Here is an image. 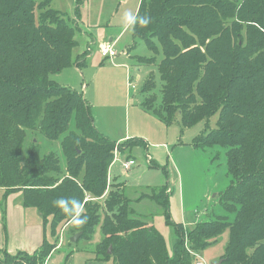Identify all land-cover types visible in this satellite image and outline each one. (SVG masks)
<instances>
[{"label": "trees", "instance_id": "1", "mask_svg": "<svg viewBox=\"0 0 264 264\" xmlns=\"http://www.w3.org/2000/svg\"><path fill=\"white\" fill-rule=\"evenodd\" d=\"M37 1L0 0V188L23 190L25 205L49 220L53 236L71 221L54 206V198L80 200L87 217V223L78 226L80 241H91L101 217L99 203L93 205L91 199L102 198L111 187L108 172L122 143L99 132L83 93L51 79L74 65L80 33L52 8L53 0L40 2L51 11L37 27L31 9ZM136 16L151 17L147 27L131 28L153 56H133L131 48L127 56L139 68H157L161 82L159 89L151 71L141 90L148 95L143 108L167 127L180 117L185 129L218 114L216 128L206 129L191 145L225 150L232 184L221 195L222 211L215 219H206L189 232L176 224L172 257L163 235L130 216L123 192L111 191L104 201L109 210L97 258L113 259L115 264H190L195 251L215 244L228 229L223 264H264V0H141ZM73 119L76 130L68 128ZM27 129L40 131L50 142L60 141L69 176L59 178L63 173L59 155L42 156L38 144L22 162ZM134 145L145 142L127 143L129 150ZM153 191L148 198L169 217L166 189ZM45 194L51 195L48 201L38 202ZM135 227L139 235L130 231ZM147 241V250H138ZM247 248L255 249L249 255ZM50 250L52 243L46 239L34 254L0 251V264H44Z\"/></svg>", "mask_w": 264, "mask_h": 264}, {"label": "rangeland", "instance_id": "2", "mask_svg": "<svg viewBox=\"0 0 264 264\" xmlns=\"http://www.w3.org/2000/svg\"><path fill=\"white\" fill-rule=\"evenodd\" d=\"M41 1L39 0L31 6L37 27L51 11L49 7L41 5ZM139 1L53 0L52 8L63 14L69 24L78 27L79 33L81 31L83 35L80 33L77 36L78 45L73 51V53L80 51L82 55L76 58L71 67L52 74L51 79L61 86H67L83 93L86 101L91 105L93 120L99 132L104 137L122 143L121 146L119 145L120 150L116 151L114 167L110 173L112 163L108 172L109 183L113 181L114 174L118 176L117 181L122 183L116 182L118 183L116 184L117 189L109 187L102 198L91 199L93 205L99 203L101 207V225L99 223L100 226L98 225L95 231L92 243L95 245L102 235L101 226L104 224L106 213L109 210L104 201L109 198L111 191L119 190L123 192L125 199L129 202L130 216L133 215L140 219L147 227L153 226L157 229L165 238L167 253L169 257H172L177 239L176 224H183L185 230L189 232L198 223L206 219L213 220L221 214V195L232 184V177L228 173L225 150L220 148L194 149L191 145L193 139L206 129L216 128L218 114L210 120L202 121L192 128L185 129L180 123V117H177V121L173 125L167 127L158 116L150 114L143 108L142 103L148 95H142L141 90L150 77L151 71H154L153 75H155L159 89L161 82L157 68H147V66L139 68L135 66L132 59L126 56L130 48L133 56L147 58L153 56L142 38H134L131 27L125 29L124 16L128 12L136 15ZM103 21L105 22L102 23ZM110 35L114 37V40L118 39L112 43L117 56L113 59H105L99 52V48L102 46L100 43L108 41ZM93 40L96 41L95 44ZM90 44L91 46H89ZM84 53L88 55L93 53L86 63H83ZM161 59L160 53L157 63ZM78 61L81 62L77 64ZM45 106L43 107L45 108ZM68 128L76 130L74 119ZM25 132V142L20 155L22 162H26L30 147L33 144H38L42 156L49 152L59 155L63 170L59 178L69 176L66 172L67 157L60 141L50 142L38 130L27 129ZM64 136H67V133ZM142 140L145 142V146L134 145L131 150L128 149V142L134 143ZM78 143L80 146H86L85 141L78 140ZM118 154L121 155V158ZM130 160L135 162L133 167L131 166L130 170L123 174H116L122 169L124 170V165ZM111 184L114 185V183ZM162 188H165L169 195V217L165 215L163 208L148 198L154 192L153 189L158 191ZM0 189L5 191L4 197L9 194L21 193L20 198L25 205L23 190L8 192L7 189ZM49 197H51L50 194H45L37 201L47 202ZM54 199L56 200V198ZM87 201L90 200H85V202ZM85 214L87 213L85 212ZM222 214L224 215V213ZM234 219L235 214L231 216L230 221ZM61 227L62 229L57 232L55 238L60 241V244L65 242L73 246L71 238L81 233L78 232V226L67 221ZM47 230L50 238L49 225L46 232ZM130 231H134L138 235L140 233L139 228L136 227ZM229 238L230 231L227 229L215 244L209 245L200 253L195 251L190 264L220 262L223 264L222 256L230 242ZM50 239L53 240V238ZM81 243L86 244L84 241ZM148 245L147 241L137 247H139L138 250L143 251L144 248L147 250ZM185 246L190 245L186 244ZM155 249L158 248L155 247ZM254 249L247 248V252ZM51 251L47 258L50 257ZM250 254L251 252H249Z\"/></svg>", "mask_w": 264, "mask_h": 264}, {"label": "crops", "instance_id": "3", "mask_svg": "<svg viewBox=\"0 0 264 264\" xmlns=\"http://www.w3.org/2000/svg\"><path fill=\"white\" fill-rule=\"evenodd\" d=\"M104 22L105 21H103L102 23ZM81 35H83V33H81ZM109 37L110 39L108 41H101L100 46L105 43H109L113 46L112 43L118 40H114V37L112 35H110ZM93 43L95 44L96 41L93 40ZM89 46H91V44ZM81 55L82 54L80 53V51L73 53V61H75L76 58L80 57ZM85 55L87 56V58H85L84 60L86 63L88 58L92 57L93 53H91L90 55L84 53V56ZM79 63L80 62L78 61L77 64ZM77 64H75L76 67ZM118 156L121 158V155L118 154ZM114 164L115 163H113L110 168V173L114 167ZM124 172L126 171L122 169L116 174H123ZM117 180L118 176L114 174L113 181H110V183H114V185L111 184V188L118 184L116 182L122 183L121 181ZM4 192L5 191L0 189V251H6L11 255H15L19 252L34 254L40 249L44 241L46 239H49V241L52 243V251L50 257L47 258V260L45 259L44 264H115L113 259L100 261L96 257V247L102 241V235L100 240L95 245L92 243L93 239L91 241H84L86 244L90 245H83L81 241L73 243V246L65 242L60 244V241L51 234V230L50 238H53V240L49 238L47 234L48 230L46 232L47 226H50L49 220V223L45 222L44 215L39 210L32 206L24 205L22 199L20 198L21 193L9 194V196L5 195L4 197Z\"/></svg>", "mask_w": 264, "mask_h": 264}, {"label": "clouds", "instance_id": "4", "mask_svg": "<svg viewBox=\"0 0 264 264\" xmlns=\"http://www.w3.org/2000/svg\"><path fill=\"white\" fill-rule=\"evenodd\" d=\"M125 29L128 27L135 28L137 24L147 27L152 23L151 17L141 16L137 17L131 12H128L124 16ZM54 206L60 208L65 214L70 217L71 223L76 226H83L87 223V217L82 215L83 203L78 199H65L58 198L53 201Z\"/></svg>", "mask_w": 264, "mask_h": 264}, {"label": "built area", "instance_id": "5", "mask_svg": "<svg viewBox=\"0 0 264 264\" xmlns=\"http://www.w3.org/2000/svg\"><path fill=\"white\" fill-rule=\"evenodd\" d=\"M100 53L105 59H112L117 56V52L113 50V46L109 43L102 45L100 48ZM134 161H130L124 165V171H128L132 165H134Z\"/></svg>", "mask_w": 264, "mask_h": 264}, {"label": "water", "instance_id": "6", "mask_svg": "<svg viewBox=\"0 0 264 264\" xmlns=\"http://www.w3.org/2000/svg\"><path fill=\"white\" fill-rule=\"evenodd\" d=\"M81 236H82V233H80V234H78V235L72 237V238H71V242H72V243H76V242H78V240H79V238H81ZM109 254H111V249L109 250ZM221 263H222V262H220V263H213V264H221Z\"/></svg>", "mask_w": 264, "mask_h": 264}]
</instances>
